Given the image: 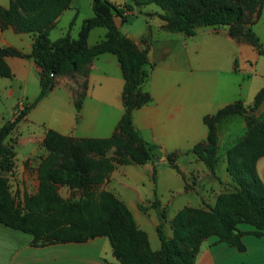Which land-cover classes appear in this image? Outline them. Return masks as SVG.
Returning <instances> with one entry per match:
<instances>
[{
  "label": "trees",
  "instance_id": "trees-1",
  "mask_svg": "<svg viewBox=\"0 0 264 264\" xmlns=\"http://www.w3.org/2000/svg\"><path fill=\"white\" fill-rule=\"evenodd\" d=\"M262 0H127L116 4L110 0H92L93 14L84 17L76 37L68 31L51 40L49 30L55 18L69 7L71 0H10L0 5V28L13 26L18 31L35 34L30 55L41 66L39 91L31 101H25L12 119L0 127V222L28 232L32 243L43 245L54 242L85 241L96 235H106L113 254L121 264H193L201 241L209 235L244 248L243 230L239 222L255 226L261 234L264 225V182L259 176L256 161L264 155V120L254 121L251 116L246 134L226 150V167L234 182L232 189L220 192L214 204L184 205L170 219L172 234L164 231L165 213L155 198L151 205L156 209L159 222L157 233L160 246L151 248L145 230L140 228L130 209L112 191L97 188L117 163L146 162L160 146L143 137L133 122V109L149 99V93L140 89L147 75L143 64L147 61L146 49L140 48L129 36L122 33L114 21L120 15L126 21L134 5L155 3L164 26L186 35L196 32L198 25H227L228 34L238 42L251 44L264 54V44L251 25L246 26V7ZM105 26V36L89 45L87 38L94 26ZM104 51L117 54L124 83L121 99L124 112L114 131L104 137H78L62 134L49 128L44 142L48 152L41 158L38 170V187L34 193H25L24 210L15 204L5 171L13 166L14 150L4 143L5 137L25 113L54 86L57 74L86 76L91 59ZM23 55L11 46H0V75L12 76L5 55ZM86 86V84L84 85ZM85 91L75 98L78 120ZM264 98V85L254 95L250 106L241 99L230 102L213 113L203 116L208 126L207 138L196 143L189 151L202 159L215 173L219 160L217 152V122L225 115L254 110ZM114 146V153L105 150ZM99 149L100 156L84 155L85 150ZM105 153V154H104ZM169 163L180 171L176 162L178 153H165ZM153 180L156 168L153 167ZM60 186L81 190L78 198L64 197ZM141 208H146L140 205Z\"/></svg>",
  "mask_w": 264,
  "mask_h": 264
},
{
  "label": "crops",
  "instance_id": "crops-1",
  "mask_svg": "<svg viewBox=\"0 0 264 264\" xmlns=\"http://www.w3.org/2000/svg\"><path fill=\"white\" fill-rule=\"evenodd\" d=\"M110 1L122 4L127 0ZM9 3L10 0H0L1 6H8ZM87 3V10L83 12L81 3L71 0L69 7L55 18L49 30L50 39L54 40L67 31L76 37L83 18L93 14L92 0H87ZM154 10L155 14L144 11L146 23L143 29L122 33L147 51V61L143 64L147 75L140 84V89L147 91L150 97L133 109L134 125L145 139L157 143L162 151L159 157L143 163H117L100 183L104 189L112 191L126 204L137 225L146 231L151 248L157 249L160 246L157 233L159 218L156 209L151 205L155 198L165 211L164 231L170 236V219L178 209L184 205L214 204L217 195L233 182L226 167L225 153L246 134L249 125L245 117L238 112L229 113L217 122L219 160L215 173H212L194 152L189 151L196 143L204 142L207 138L208 126L203 116L238 99H241L244 105H250L257 90L264 85V80L256 78L249 70L242 69L248 68L245 65L246 60H257L261 53L252 45L234 39L236 48L230 52V70L218 76L215 83L209 82L207 76L204 81L201 74L192 73L189 68L191 51L187 41L183 39V34L177 35L175 31L167 29L164 20L157 14L161 10ZM114 21L120 29L124 20L120 15H115ZM152 21L155 22L158 33L163 35L153 34ZM106 31L107 28L102 25L92 27L87 38L88 44L92 45L102 39ZM170 33L177 37L176 44L174 41L172 44L168 43L167 36ZM34 36L31 31H18L10 25L0 28V46L15 47L24 53L5 55L13 74L2 76L5 80L0 82L9 85L7 93L10 96H22L26 101H31L38 93L39 84L31 97L25 90L16 93L15 89L21 86V82L26 81L30 74H37L39 79L41 66L30 55ZM238 57L242 59V68L236 63ZM85 78L86 89L78 120L75 107L77 91L67 82V78L59 77L53 88L21 118L19 126L27 128V138L31 141L42 140L49 128L78 137H104L114 131L125 109L121 99L124 77L117 54L104 51L95 55L90 61ZM262 112L264 98L254 109V114L258 117ZM170 151L178 153L176 162L180 171L166 158L165 153ZM184 155H187L185 162L196 164L199 170H192L191 163L187 168L182 166L179 159ZM160 165H168L170 168L161 170ZM153 167L156 168V180L152 178ZM256 167L264 182V155L258 157ZM36 177L37 190L38 170ZM160 188L172 192L168 201L159 196ZM176 193H186L189 198L178 200L174 209L169 211L168 205ZM140 205L146 208H141ZM238 227L243 230V249L219 240L217 235L212 234L201 241L193 264H264V225L261 234L253 233L255 226L248 222H239ZM0 264L121 263L113 254L106 235H96L85 241L36 245L32 243L30 233L0 222Z\"/></svg>",
  "mask_w": 264,
  "mask_h": 264
},
{
  "label": "rangeland",
  "instance_id": "rangeland-1",
  "mask_svg": "<svg viewBox=\"0 0 264 264\" xmlns=\"http://www.w3.org/2000/svg\"><path fill=\"white\" fill-rule=\"evenodd\" d=\"M78 1L81 3L83 12H85L87 10L86 6H88L87 0ZM154 9L161 10V8L155 3H146L140 5L139 7H134V10L131 12L128 20L123 21V24L120 26V30L127 33L128 31L138 32L143 29L146 23L144 11H148L149 14H155L156 12ZM91 13H93L92 9ZM246 15L249 20H247L245 25H251L259 40L264 44V0H262L260 4L246 7ZM154 23L155 22L152 21L153 34L155 36L157 34L163 35L161 32L158 33L157 27ZM175 32L177 35L183 34V39H185L188 43L189 51H191V53H189V68L192 73L201 74L204 77V81L207 76L209 82L215 83L218 80V76H221V74L227 73V71L230 70L232 62L230 52L236 47L235 40L232 39L227 32V25H198L196 26V32L190 36H184L185 33L183 31ZM174 35V33H170V35L167 36L169 39L168 43L172 44L174 41L176 44L177 37L175 38ZM198 44H202L203 46L198 47ZM262 55L263 54H261L257 60H246L245 65L248 68H242L244 65L241 61L242 59L239 57V60L237 59L236 63L240 64L242 69L249 70V73L256 78L264 80V56ZM2 76L3 75H0V81L5 80L2 79L5 78ZM59 77L67 78V82H69L77 92L82 90L85 91L86 89V86H84L86 84V78L82 74L71 76L66 73H59L56 75L55 79L59 80ZM38 84V75L30 74L29 78L26 81H22L21 86H17L15 91L17 93L18 91L22 92L25 90L26 94L31 97L37 90ZM8 88V84L0 82V127L7 120L12 119L16 112L24 106V102L26 101V99L22 96H10L7 93ZM249 106L250 105H248V107ZM240 114L245 117L248 124L252 115L254 116L255 122L264 120V112H262V114L260 113L261 115H259V117L254 114V110L250 109H248L247 112ZM20 121L21 119L4 139V143L7 144V146L12 147L14 150V155L12 157L13 166L10 171H5L4 174L7 176L9 189L15 200V204L24 210V195L25 193H34L36 191V170L41 158L48 152V148L45 145L44 139L31 141V139L27 138V128L20 127ZM161 151L159 149L155 150L151 159L159 157ZM217 152L219 153L218 149ZM82 153L92 157H99L101 155L98 148L85 150ZM105 153L106 155H112L114 153V146L108 147L105 150ZM186 157L187 155H184L179 159L180 163L183 164L182 166L185 168L189 167V164L191 163L185 162ZM190 165L193 167L192 170H194V168L199 170V167L196 164L191 163ZM161 168V170H169L170 167L165 165L164 167L161 166ZM233 184L234 182H231V185L227 187L225 191L231 190ZM97 188H103L102 183H99ZM59 191L65 198L69 197L72 199L78 198L81 194V190L69 188L67 186H60ZM158 194L163 200L168 201L172 192L160 188ZM190 197L193 198L194 196L190 195ZM186 198H189L186 193H176L174 198L170 200L171 203L168 205L170 209L169 211L174 209L175 202L178 200L183 201Z\"/></svg>",
  "mask_w": 264,
  "mask_h": 264
}]
</instances>
